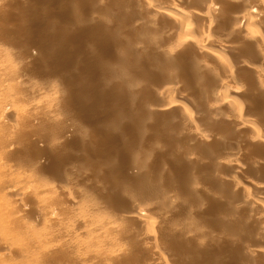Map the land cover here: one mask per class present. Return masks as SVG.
Instances as JSON below:
<instances>
[{
    "label": "bare ground",
    "instance_id": "obj_1",
    "mask_svg": "<svg viewBox=\"0 0 264 264\" xmlns=\"http://www.w3.org/2000/svg\"><path fill=\"white\" fill-rule=\"evenodd\" d=\"M105 1L92 0L101 13L89 14V18L102 27H105L109 13ZM111 1L118 12L127 8L131 11L136 9V15L126 22V27L138 25L141 30L124 45L132 47L134 51L159 49L165 62L176 48L188 46L190 49L185 54H190V61L186 67L210 81V84L203 83L199 108L192 105L203 114L201 127L197 124L199 117L189 112L175 118V113L185 109L183 101L170 98L175 93L176 82L151 91L150 97H155L157 101L147 102L143 106V116L139 119L140 124L137 123L155 129L151 140L158 143L146 144L139 151L132 150L126 172L135 174L143 170L155 157L158 162L149 166L145 177L153 178L151 171L155 170L158 180L164 182L165 179L161 177L165 169L159 157L165 156L166 145L171 149V171H176L182 159L186 163L192 162L193 151L198 148H204L216 164L205 173L193 174L188 171L185 176L177 175V185L185 192L182 195L173 190L172 183L157 191V200L152 198L146 203L136 200L129 189H121L115 195L109 188L97 183L100 178L97 174L64 163L65 152L61 149L42 145L37 139L19 142L20 130L24 127L12 119L29 108L17 106L15 98L21 95L17 85H22L35 95L30 107L44 105L47 111L58 109L59 104L54 98L55 92L43 91L45 86H41V83L22 75L14 77L17 66L8 62L9 52L0 49V264H117L124 252L116 248V240L111 234L129 229L128 222L119 223L128 220L141 227L140 234L131 237L132 246L145 257H153L159 264L169 262L162 256L158 240L171 246L183 244L182 250L186 252L180 260L187 264L194 263L192 259H186L188 253L205 259L230 255L229 258L234 259L236 264H264V202L253 191L264 188V0ZM137 2L141 3L139 9L135 7ZM30 4L27 0L21 3L23 9ZM18 14L25 16L23 10ZM63 18L57 28L61 37L56 44H70L66 37L74 31V16L65 15ZM162 19L169 20L171 24L161 27ZM36 20H21L9 31L20 36L19 30ZM39 33L41 39H48L47 31L42 29ZM105 34L111 37L113 32L105 30ZM163 35L173 38L175 43L159 47L152 42L153 38ZM23 49L28 52L27 48ZM56 53L57 49L51 48L46 54L53 56ZM197 57L203 59V63L206 61L220 68L207 70ZM19 64L27 66L29 63L23 60ZM114 68L120 77L124 76L123 69ZM172 69L178 74L185 73L179 67L173 66ZM235 75L237 78L239 76L240 81L234 79ZM222 76L225 77L224 81L221 80ZM97 85L94 83L90 88ZM5 91L10 92L9 97H1ZM79 103L83 105L80 99ZM153 111L160 113L156 121L148 115ZM60 123L64 124L56 119L53 121V124ZM218 123H224V130L211 139L208 130ZM73 126L80 141L85 144L86 131L75 124ZM107 127L112 130L116 126L107 123ZM192 144L194 146L190 149L179 150ZM226 144L227 148H222ZM27 146L33 149L32 153L26 152ZM155 150L159 151L154 155ZM69 155L74 159L82 157L80 153L72 151ZM245 175L252 178L259 175L260 181H252V187H248L235 180L239 177L245 180ZM83 177L96 183L98 190H104L109 198L119 196L127 199L128 210L115 213L108 219L100 216L91 218V214L102 209L104 204L93 201L85 187L75 184L78 178ZM186 177L192 178L193 182L186 181ZM143 178L136 176L135 180L141 181ZM222 182L235 187L228 188ZM197 183L207 187L220 183L216 192L208 193L201 189L206 197L214 199L224 194L237 195L241 204L233 209L235 205L232 200L225 198L219 208L226 211L216 219L217 222L228 220L231 229L227 230L229 226L223 225L218 227L220 231L203 236L198 222L193 218H187L184 221L185 229L178 230L163 218L155 219L150 214L149 203L163 215L187 206L188 198L191 204L192 194L198 190ZM132 188L145 190L146 187L139 182ZM198 207L193 205L192 209L197 210ZM247 208L254 210L257 221L240 218ZM213 218V215L208 216V219ZM159 228L163 231L157 238ZM81 234L84 235L83 239L79 238Z\"/></svg>",
    "mask_w": 264,
    "mask_h": 264
},
{
    "label": "rangeland",
    "instance_id": "obj_2",
    "mask_svg": "<svg viewBox=\"0 0 264 264\" xmlns=\"http://www.w3.org/2000/svg\"><path fill=\"white\" fill-rule=\"evenodd\" d=\"M22 1L24 0H9L8 3L7 0H0V49L9 52L8 62L17 66L14 77L20 75L30 77L41 83V86H45L42 88L43 91H54V98L59 107L47 111L44 110V105L30 107V104L35 101V95L25 90L22 85H17L21 92V95L15 98L18 101L17 106L29 108L24 113L16 114L12 119L24 127L20 130V143L37 139L42 145L57 147L65 152L64 163H71L97 174L98 178L100 176L97 183L109 188L115 195L121 189H129L136 200L144 203L152 198L157 200V191L169 186V183L173 184L172 188L175 192L185 194L184 190L177 185V175L185 176L188 171L193 174L205 173L216 164L204 148H198L193 151L194 160L192 162L186 163L182 159L176 171H171L169 170V165L172 163L171 149L166 145L165 156L159 157L164 164L165 171L161 177L165 179L164 182L161 183L158 180L155 170L151 171L153 178L145 177L149 166L158 162L155 157L147 163L143 170L135 174L126 172L129 164L128 156L132 150L139 151L146 144L156 145L158 143L151 140L156 133L155 129L139 125V119L143 116L141 113L143 106L147 102L157 101L155 97H150L151 91L161 88L164 84L176 82L175 93L173 96L170 95V98L174 97L183 101L185 109L180 113H175V118L189 112L199 117L197 120L199 127L203 125V114L195 108H199L202 103L200 96L203 94V83L210 84V81L186 67L190 61V54H185L190 49L188 46L176 48L175 53L166 62L159 49L143 48L142 51H134L132 47H127L124 42H128L135 33L141 30L138 25L133 28L126 27V22L136 15V9L131 11L127 8V10L118 12L111 0H106L104 4L109 10L105 27L89 18L91 13H101L92 0H27L31 4L24 9L21 5ZM135 7L139 9L141 3L137 2ZM20 10H23L24 17L18 14ZM65 15L75 18L74 31L66 37L70 44H56L61 37L57 28L62 24ZM29 18L37 20L20 29V36L9 31V28L12 29V26L19 21H27ZM170 24L167 19L160 20L161 27H168ZM42 29L47 31L48 39L40 38L39 31ZM105 30H111L113 35L106 36ZM173 40L163 35L153 38L152 42L159 47H165L173 45L175 43ZM23 48H27L28 52ZM51 48H56L57 53L47 56L46 53ZM196 59L203 63V59L199 57ZM23 60H27L29 64L21 66L19 63ZM203 64L207 70L220 68L206 61ZM115 66L123 69V77L116 73ZM173 66L179 67V70L185 73L178 74L172 69ZM237 75L241 76L240 73ZM239 76L237 78L235 75L234 79L240 81ZM221 80L224 81L225 77L222 76ZM94 83L98 85L90 88ZM129 83H132L131 87ZM9 95L10 92L5 91L1 97H9ZM79 99L83 105L79 103ZM192 105L195 108H192ZM148 115L150 119L156 121L160 113L153 111ZM55 119L64 124H53ZM107 123H114L116 127L108 130ZM74 124L86 131L84 136L87 142L85 144H82L79 135L75 133ZM223 130L224 123H218L210 127L208 135L214 139ZM193 146L194 144L182 146L179 150L190 149ZM227 146L228 144L222 148H227ZM70 151L80 153L82 157L74 159L69 155ZM158 151L155 150L154 155ZM26 152L32 153L33 149L27 146ZM136 176L144 178L136 181ZM245 176L248 182L240 177L235 180L248 187H252L251 182H256L261 177L259 175L258 178H256L257 175H254L255 178ZM187 180L193 182L190 177H186ZM139 182L145 185V190L132 188ZM223 183L227 184L226 182L221 184ZM75 184L85 187L90 192L93 201H101L104 204L102 209L91 214V218L95 219L99 216L103 219L112 218L115 213L125 212L129 208L127 199L119 196L109 198L104 190H98L96 183L84 177L78 178ZM219 185L220 183H217L216 186L207 187L202 183H197L198 190L192 194L191 204L188 198L187 206L177 208L171 214L163 215L152 203H149V212L155 219L163 218L178 230H184V221L187 218H193L198 222L203 236L220 231L218 227L223 225H228L227 230H229L231 227L228 220L223 219L217 222L216 219L226 211L219 208L225 198L232 200L235 205L233 209L241 204L237 195L224 194L222 197L213 199L206 197L204 192L201 193V189L208 193L219 191ZM227 187L234 188L235 186L227 184ZM253 191L257 193L259 200L264 202V188H257ZM91 199L89 201H92ZM193 205H198V209L193 210ZM209 215H213L214 218L208 219ZM240 218L250 221L258 220L254 210L248 208L242 211ZM126 222L130 225L129 229L111 234L116 240L114 244L116 248L124 252L117 264H159L156 259L145 257L138 248L132 246L131 237L133 234H140L141 227L130 220L119 223ZM162 231L161 228L157 229V238ZM79 238L83 239L84 235L81 234ZM158 243L161 245L162 256L168 260L169 264H187L180 260L181 255L186 252L182 250L183 244L171 246L159 240ZM187 255L189 257L186 259H192L193 264H236L234 259L229 258L230 255L210 256L211 258L207 259L201 256L193 257L190 253Z\"/></svg>",
    "mask_w": 264,
    "mask_h": 264
}]
</instances>
